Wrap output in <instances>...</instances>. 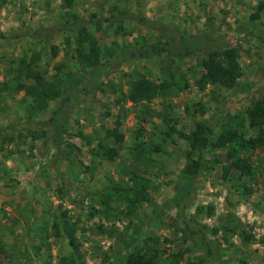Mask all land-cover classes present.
Segmentation results:
<instances>
[{
	"label": "rangeland",
	"instance_id": "374dc122",
	"mask_svg": "<svg viewBox=\"0 0 264 264\" xmlns=\"http://www.w3.org/2000/svg\"><path fill=\"white\" fill-rule=\"evenodd\" d=\"M254 1L239 9L236 22H229L221 8V14L215 13L217 6L208 16L190 18L176 7L173 15L151 10L153 0H73L71 9L82 18L90 13L121 14L120 21L100 23L96 30L94 24L87 25L100 46L132 44L138 37L163 40L160 25L169 22L181 34H212L221 44L234 46L241 71L231 88L197 89L201 54L180 59L163 54L107 68L100 88L91 93L83 87V72L72 47L63 45L61 33L49 41L11 37L63 21L62 0H5L0 9V33L5 35L0 38V264H111L115 254L133 246L155 253L156 264H182L187 259L200 264H264V147L250 157L256 173L245 198L221 178V166L228 161L225 149L211 147L202 154L208 162L192 191L174 197L183 152L195 139V122L242 114L264 96V23H247L260 0ZM128 13L157 26H145ZM33 51L39 52L37 65L45 77L58 79L61 95L69 97L62 109L65 121L58 145L51 140L47 122L58 101H49L45 110L27 118L28 98L1 88L2 83L12 84L16 59ZM167 70L181 74L189 86L171 97L138 104L125 100L130 78L159 79ZM199 106L202 114L195 112ZM116 118L122 141L107 143L117 148V156L110 161L92 157L90 148ZM138 128L142 142L154 147L143 158H136L132 148ZM136 176L147 178L149 199L132 204L126 186ZM63 219L73 229L72 246L53 226ZM186 223L201 227L202 234L189 238ZM123 234L134 235L132 242L123 241Z\"/></svg>",
	"mask_w": 264,
	"mask_h": 264
},
{
	"label": "trees",
	"instance_id": "16d2710c",
	"mask_svg": "<svg viewBox=\"0 0 264 264\" xmlns=\"http://www.w3.org/2000/svg\"><path fill=\"white\" fill-rule=\"evenodd\" d=\"M72 2L73 0H62L65 19L57 22L50 29L45 27L32 32L17 31L11 37L27 36L31 39L41 38L44 41H49L55 33H61L63 45L72 47L73 59L83 72V87L91 93L100 88L101 78L107 68L119 66L132 59L155 58L163 54L174 59H180L195 52L201 54L198 63L201 72L195 81L197 89H202L205 85L231 88L241 74L234 46L221 44L220 37L212 34H181L168 23L160 25V34L164 36L163 40L146 42L144 38L138 37L132 44L113 42L100 46L95 39L94 32L90 31L87 25L94 24L96 30L100 23L120 21L121 14L101 17L98 14L90 13L87 18H82L71 9ZM4 3L5 0H0V9ZM263 8L264 0L258 1L248 18L250 20L257 19ZM125 15L128 16L124 13L123 16ZM129 16L138 22L142 21L145 26H157L154 21L141 16L133 14H129ZM0 38H5V35L0 33ZM115 47L118 49L115 50ZM50 50L55 54V47L50 46ZM39 58L38 51H33L29 56L18 57L15 62L16 68L12 76V84L7 87L2 83L1 88L9 89L14 93L22 92L23 96L28 98L25 109L27 118L45 110L49 101L57 100V105L52 110L47 122L51 129V140L55 145H58L61 139L62 125L65 121L62 109L69 97L61 95L62 85L58 79L52 80L45 77V72L37 65ZM188 86V81L174 70H167L159 79L130 78L127 82L125 100L138 104L158 97H171ZM72 93L77 95L75 92ZM195 112L202 114L201 106ZM120 125L121 121L116 118L112 127L104 130L103 136L98 138L95 145L90 148L92 157L110 161L117 156V148L114 145H109L107 140L114 144L122 141L123 133L120 130ZM216 127L218 131L211 139ZM168 129L174 132L172 127L169 126ZM141 130L138 128L133 136L132 148L136 158L145 157L147 152L154 148L146 146L142 142ZM165 134L169 133L165 132ZM208 147L225 149V158L228 161L221 166V178L229 182V189L236 192L241 199L249 195L252 192V187L248 181H251L256 173V168L252 165L250 157L256 148L264 147V96L255 99L244 109L242 114H226L221 120L204 119L195 122V139L183 152L184 161L179 171L174 197L187 195L192 191L194 181L208 162L203 160L202 155ZM215 162L218 163V160ZM237 179L241 182L237 183ZM113 189H116V186ZM126 191L131 196L132 204L148 201L147 178L136 176L132 183L126 186ZM111 194L113 193L106 195L107 200ZM102 203L107 204L106 201H102ZM210 211L211 209L208 208V213ZM128 213L133 214V209H130ZM53 226L56 231L61 229L70 246L74 244L73 229L66 219L60 223L54 221ZM185 230L189 238H193L192 235L197 232L202 234L201 227L192 228L189 223L185 224ZM182 233L185 234V231L182 230ZM133 237L132 234L121 236L122 240L127 243L132 242ZM111 262V264H156L157 255L149 254L143 249L133 246L126 253L115 254ZM182 264H200V262L187 259Z\"/></svg>",
	"mask_w": 264,
	"mask_h": 264
},
{
	"label": "crops",
	"instance_id": "0c3cea01",
	"mask_svg": "<svg viewBox=\"0 0 264 264\" xmlns=\"http://www.w3.org/2000/svg\"><path fill=\"white\" fill-rule=\"evenodd\" d=\"M250 2H255L254 0H185L183 3H179L178 0H153L152 4L148 6L152 9L160 10V12H169L170 14H175V7L178 12L182 11L183 15H188L190 18H195L198 16H208L216 9V14H223L224 20L236 22L239 19V12L241 8L247 7ZM221 8V10H220ZM155 10V12H156ZM220 10V12L218 11ZM254 10V9H253ZM252 10V11H253ZM251 11V12H252ZM154 12V13H155ZM249 12V14L251 13ZM214 13V14H215ZM181 14V13H180ZM241 16V15H240ZM249 17V16H248ZM249 19V18H248ZM243 21V20H242ZM264 23V8L260 11L259 17L254 20H247V23ZM169 23V22H167ZM264 26V24L262 25ZM234 29H238V26H234Z\"/></svg>",
	"mask_w": 264,
	"mask_h": 264
}]
</instances>
